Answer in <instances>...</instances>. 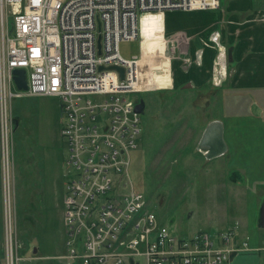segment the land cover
Masks as SVG:
<instances>
[{
    "label": "built area",
    "instance_id": "built-area-1",
    "mask_svg": "<svg viewBox=\"0 0 264 264\" xmlns=\"http://www.w3.org/2000/svg\"><path fill=\"white\" fill-rule=\"evenodd\" d=\"M219 7V0H0L2 160L10 157L12 98H58L66 164L73 171L62 206L66 254L61 258L67 264H229L238 252L252 249L247 239L237 241L233 227L174 235L129 180L130 154L141 134L135 105L145 92L138 65L142 52L125 59L118 44L139 39L146 13ZM218 38L215 33L210 39L217 51L215 86L226 76ZM113 66L122 68L123 79ZM15 69L25 70L27 90L15 86ZM2 171L4 264H20L11 175L5 164Z\"/></svg>",
    "mask_w": 264,
    "mask_h": 264
},
{
    "label": "crops",
    "instance_id": "crops-1",
    "mask_svg": "<svg viewBox=\"0 0 264 264\" xmlns=\"http://www.w3.org/2000/svg\"><path fill=\"white\" fill-rule=\"evenodd\" d=\"M219 1L220 7L216 10L144 14L140 19V32L142 41L147 38L148 43H144L146 48L141 44L148 51L160 47L165 32L175 45V53L191 60L182 66L179 60L174 61L175 75L152 90H166L174 81L191 96L214 97L204 106L210 117L202 128L205 131L211 123H219L226 149L211 158L202 150V159L208 160L209 171L216 177L212 184L221 203L220 213L225 220H232L228 228H235L237 241L247 239L252 248L238 252L229 264H264V0ZM151 16L155 24L157 18L164 19V28L156 25L146 31L143 19ZM215 33L219 36L217 41L226 49L222 60L226 76L220 86L212 83L217 51L208 44ZM140 48L142 50V46ZM144 90L152 91L146 87ZM224 101L230 102L228 109ZM64 184L57 196L52 195L56 193L54 190L49 194L44 186L28 194L16 231L23 243L20 255L25 261L61 258L66 254L62 219ZM221 194L229 196L231 203L225 206L220 200ZM18 209L20 213L21 208ZM4 260L0 186V264H4Z\"/></svg>",
    "mask_w": 264,
    "mask_h": 264
},
{
    "label": "rangeland",
    "instance_id": "rangeland-1",
    "mask_svg": "<svg viewBox=\"0 0 264 264\" xmlns=\"http://www.w3.org/2000/svg\"><path fill=\"white\" fill-rule=\"evenodd\" d=\"M143 22L146 31H151L156 25L164 28L162 18H157L156 24L153 16L144 18ZM141 24L140 21V28ZM162 37L164 54L161 56L168 61L171 78L175 75L174 61L179 60L178 64L182 66L191 60L175 53V45L167 33L163 32ZM145 42L148 43L147 38L142 41L141 35L134 41H121L118 44L121 57L132 59L133 56H140V44L146 48ZM142 44L140 69L146 79L149 64L144 55L148 50H144ZM208 44L212 45L211 42ZM137 96L145 107L139 117L141 134L138 148L130 154L129 180L144 195L159 223L169 227L174 235L184 238L201 230L225 232L232 225V220H225L220 213L221 203L213 185L216 177L209 171L211 164L202 159V152L195 145L202 127L210 117L204 106L214 97L191 96L187 90L177 87L174 81L166 90L145 91ZM224 102L228 109L230 102ZM59 104L60 100L55 97L22 96L11 100L10 157L7 162L2 160L0 141V186L5 164L10 170L12 181L15 231L17 222L22 220V206L28 194L37 191L38 186H44L48 188L49 194L54 190L56 193L52 195L57 196L65 181L73 175L66 164L68 146L60 133L64 117ZM224 179L226 182L227 178ZM220 200L224 201L225 206L231 203L226 194H221ZM16 237L21 245L20 252L23 253V243ZM20 264L67 263L56 256L42 257L36 261L24 259Z\"/></svg>",
    "mask_w": 264,
    "mask_h": 264
},
{
    "label": "water",
    "instance_id": "water-1",
    "mask_svg": "<svg viewBox=\"0 0 264 264\" xmlns=\"http://www.w3.org/2000/svg\"><path fill=\"white\" fill-rule=\"evenodd\" d=\"M98 30L100 31V25H98ZM97 46L100 50V44H101V36L98 35L97 39ZM100 53V51H99ZM112 69L118 70L120 73V78L123 79V70L120 67H111ZM102 69V68H100ZM13 80L15 82V86L19 90L25 91L27 90V82H26V74L25 70L23 69H15L13 71ZM144 102L141 100L135 105V109L138 113H143L144 112V107L143 105ZM221 125L217 122L211 123L208 128L204 131L199 149L203 150L205 152V155L207 158L219 156L223 154L226 149L224 141L221 139L222 138V131H221Z\"/></svg>",
    "mask_w": 264,
    "mask_h": 264
},
{
    "label": "bare ground",
    "instance_id": "bare-ground-1",
    "mask_svg": "<svg viewBox=\"0 0 264 264\" xmlns=\"http://www.w3.org/2000/svg\"><path fill=\"white\" fill-rule=\"evenodd\" d=\"M154 33L155 32H153V35ZM140 35H141V32H140ZM152 46L153 45L151 44L150 47ZM162 47H163V44L160 47L153 48L147 51L146 55H144L149 66L147 68L148 69L147 79L144 78L143 80H141L143 82L142 88L146 87L148 89H152L155 86H158L160 82L165 83L166 79L169 78L168 61L164 60V58H162L161 56L163 54ZM141 62H142V59H140L138 62L139 67L141 66Z\"/></svg>",
    "mask_w": 264,
    "mask_h": 264
},
{
    "label": "flooded vegetation",
    "instance_id": "flooded-vegetation-1",
    "mask_svg": "<svg viewBox=\"0 0 264 264\" xmlns=\"http://www.w3.org/2000/svg\"><path fill=\"white\" fill-rule=\"evenodd\" d=\"M139 99V98H138ZM144 105V104H143ZM189 130H191V128H188ZM205 129V128H204ZM204 129H203V131L201 130L200 131V134H199V136H198V138L196 139L197 140V142H196V149L197 150H199L200 151V149H199V145H200V142H201V139H202V136H203V133H204ZM193 136V135H192ZM190 138H191V136H190ZM201 152H202V150H201ZM204 152V151H203ZM205 153V152H204Z\"/></svg>",
    "mask_w": 264,
    "mask_h": 264
},
{
    "label": "trees",
    "instance_id": "trees-1",
    "mask_svg": "<svg viewBox=\"0 0 264 264\" xmlns=\"http://www.w3.org/2000/svg\"><path fill=\"white\" fill-rule=\"evenodd\" d=\"M14 122H16V121L14 120Z\"/></svg>",
    "mask_w": 264,
    "mask_h": 264
}]
</instances>
